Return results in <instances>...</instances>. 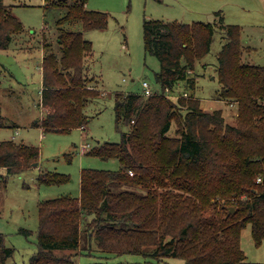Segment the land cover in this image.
<instances>
[{"label":"trees","instance_id":"obj_1","mask_svg":"<svg viewBox=\"0 0 264 264\" xmlns=\"http://www.w3.org/2000/svg\"><path fill=\"white\" fill-rule=\"evenodd\" d=\"M46 1L64 3L66 11L57 20L61 53L46 50L43 57L46 112L39 125L65 132L87 124L84 105L100 93L85 71L92 42L82 31L106 27L108 13L87 8V0ZM73 20L81 21V29L63 26ZM222 21L220 16L226 40L216 72L220 97L237 105L235 123L227 122L221 108L204 109L185 90L195 86L196 61L209 52L215 23L145 19L144 48L159 60V89L150 95L115 92L121 139L98 142L86 153L117 158L120 165L83 167L78 195L38 203L37 250L30 264H77L70 250L87 249L92 239L101 252L150 257L145 264H169L163 261L167 256L183 264H264L248 260L240 246L248 223L254 243L264 240V64L245 60L239 25ZM22 30L11 6L0 0V49ZM182 81L185 89L172 98ZM7 125L0 105V127ZM38 154L25 142L0 141V167L9 173L31 166ZM69 179L53 170L37 176L42 184ZM13 252L0 232V264H14L7 261Z\"/></svg>","mask_w":264,"mask_h":264},{"label":"rangeland","instance_id":"obj_2","mask_svg":"<svg viewBox=\"0 0 264 264\" xmlns=\"http://www.w3.org/2000/svg\"><path fill=\"white\" fill-rule=\"evenodd\" d=\"M4 3L11 6L23 30L14 36L7 49H0V105L8 123L0 127V141L25 142L39 151L38 164L32 163L19 172L9 173L0 167V232L4 244L14 248L8 263L30 264L37 250L41 200L63 194L78 195L83 167H119L117 158L87 154V149L81 150V144L88 142V148H92L98 142L121 139L114 121L115 92H142L143 80L151 89H159L155 79L159 60L144 48L145 19L215 23L209 52L196 61L195 86L185 89L182 81L171 97L176 99L185 89L200 99L204 109L221 108L230 124L235 123L237 105L220 97L221 84L216 72L217 53L226 40L220 16L224 24L239 25L245 60L264 64V0H87V8L108 13L106 27L82 31L83 38L92 42V52L84 61L85 71L100 93L84 105L88 117L84 129L45 130L34 123L46 112L41 104L43 57L46 50L61 53L57 20L65 13L66 5L46 6V0H4ZM63 26L82 27L79 20L66 21ZM175 127L172 123L169 134H174ZM43 170L58 171L70 179L60 184L38 183L37 176ZM240 246L248 260L264 262V240L260 245L254 243L250 223L241 231ZM70 252H74L77 264H145L150 259L142 254L101 252L94 239L89 248ZM163 261L183 264V259L176 256H167Z\"/></svg>","mask_w":264,"mask_h":264},{"label":"built area","instance_id":"obj_3","mask_svg":"<svg viewBox=\"0 0 264 264\" xmlns=\"http://www.w3.org/2000/svg\"><path fill=\"white\" fill-rule=\"evenodd\" d=\"M142 87H143L142 93L145 94V95H150V94H152L154 92V90L150 88V86H149V84H148V82L146 80L142 81ZM184 95H187V94L184 93ZM81 128L84 129L85 126L83 125V126H81ZM88 147H89V143L88 142H86V143L83 142L81 144V150L88 149ZM129 173L132 174V171H129Z\"/></svg>","mask_w":264,"mask_h":264},{"label":"crops","instance_id":"obj_4","mask_svg":"<svg viewBox=\"0 0 264 264\" xmlns=\"http://www.w3.org/2000/svg\"><path fill=\"white\" fill-rule=\"evenodd\" d=\"M43 88V84H42V79H41V89ZM231 103H235V102H231ZM44 108V107H43ZM43 116H41L40 118H38V119H36L35 120V124L36 125H39V123H40V120H41V118H42ZM37 164H38V162H37ZM79 189H80V178H79Z\"/></svg>","mask_w":264,"mask_h":264},{"label":"water","instance_id":"obj_5","mask_svg":"<svg viewBox=\"0 0 264 264\" xmlns=\"http://www.w3.org/2000/svg\"><path fill=\"white\" fill-rule=\"evenodd\" d=\"M33 164L35 165V164H37V163H36V162H34ZM230 210H233V207H231V209H230Z\"/></svg>","mask_w":264,"mask_h":264}]
</instances>
